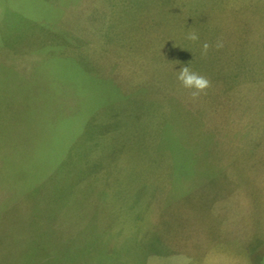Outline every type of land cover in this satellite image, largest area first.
Listing matches in <instances>:
<instances>
[{
  "label": "rangeland",
  "instance_id": "rangeland-1",
  "mask_svg": "<svg viewBox=\"0 0 264 264\" xmlns=\"http://www.w3.org/2000/svg\"><path fill=\"white\" fill-rule=\"evenodd\" d=\"M95 1L94 10L93 0L83 6L96 15L97 27H79L76 38L58 42L48 27L18 24L14 1L0 0V68L13 61L9 66L15 71L0 79V264H119L121 257L134 255L103 249L104 244L88 252L85 242L94 220L86 212L72 214V192L65 193L72 186H57V180L66 182L58 178L70 173L65 169L71 163L82 179L88 163L113 161L106 141H100L103 124L112 119L91 124L99 102L98 107L139 98L165 102L168 118L156 129L160 147L184 104L191 115L197 108H216L220 131L264 133V0ZM104 6L109 11L99 9ZM190 32L199 40L187 39ZM218 40L222 48L215 46ZM204 43L210 45L206 54ZM19 53L21 63L9 57ZM182 66L208 78L211 86L194 97L177 78ZM20 69L23 76L16 73ZM57 80L69 84L66 92L56 90L62 87ZM231 141L226 135L225 145ZM178 143L187 149L177 159L184 181L199 179L200 162L222 158L199 155L198 131L180 136ZM217 145L222 147L219 138ZM204 219L192 222L216 227L215 219ZM258 233L264 242V223ZM221 249L224 256L217 253V261L207 264H264L258 235L244 243L231 235L215 248ZM183 256L156 255L148 264H182ZM140 262L147 263L145 256ZM190 263L200 264V256L183 264Z\"/></svg>",
  "mask_w": 264,
  "mask_h": 264
},
{
  "label": "crops",
  "instance_id": "crops-1",
  "mask_svg": "<svg viewBox=\"0 0 264 264\" xmlns=\"http://www.w3.org/2000/svg\"><path fill=\"white\" fill-rule=\"evenodd\" d=\"M13 1V9L21 18L18 24L48 27L57 34L58 42L60 38L62 42L71 36L76 38L79 27L84 30L97 27L96 15L88 14V8L83 6L91 0ZM93 1L94 10L98 4ZM99 9L109 11L108 6ZM81 40L82 37L79 45ZM61 51L63 48H57V52ZM9 57L20 61L22 55ZM10 62L13 61L0 68V79L15 74ZM16 73L23 76L24 70ZM61 85L56 90L66 92L69 84ZM97 104L91 124L99 119H112L103 124L105 130L100 141H106L107 152L114 155L113 161L88 163V174L82 179L76 178L71 163L70 169H65L70 173L58 178L66 182L61 184L57 180L58 187L73 188L65 191L72 192V214L76 210L86 212L94 220V229L89 231L85 242L88 252L102 249L98 246L104 244L103 249L134 251L130 258L121 257L119 264H141L140 256L142 259L145 256L148 264L156 255L173 257L178 253L185 255L181 257L182 264L199 256L200 264H207L217 261V253L224 256L223 249L216 252L215 248L231 235L242 243L258 235L260 245L264 246L263 235L256 234L264 223V133L256 137L250 130L239 131L234 127L231 133L220 131L216 108L210 112L197 108L191 115L190 108L184 104L179 106L171 131L160 147L162 140L156 129L159 120L168 118L163 109L165 102L139 98L102 107ZM177 106L174 101L175 113ZM193 131H198L200 156L214 153L222 158L200 162L199 179L187 182L185 171L177 161L187 154V149L178 148V141L180 136ZM228 134L232 141L225 145ZM218 138L222 147L217 145ZM65 193L57 194L56 200H63ZM193 217L215 219L216 227L198 226L192 222Z\"/></svg>",
  "mask_w": 264,
  "mask_h": 264
},
{
  "label": "clouds",
  "instance_id": "clouds-1",
  "mask_svg": "<svg viewBox=\"0 0 264 264\" xmlns=\"http://www.w3.org/2000/svg\"><path fill=\"white\" fill-rule=\"evenodd\" d=\"M187 39L191 41H198L199 35L196 32H190ZM215 46L217 48H222L223 42L218 40ZM209 47L210 45L208 43L203 44L202 50L204 54L207 53ZM177 78L185 88L193 90L192 95L194 97L198 96L201 92L211 86V82L208 78L192 71L189 66H182L178 71Z\"/></svg>",
  "mask_w": 264,
  "mask_h": 264
},
{
  "label": "trees",
  "instance_id": "trees-1",
  "mask_svg": "<svg viewBox=\"0 0 264 264\" xmlns=\"http://www.w3.org/2000/svg\"><path fill=\"white\" fill-rule=\"evenodd\" d=\"M129 23H130V21H129ZM128 23V24H129ZM185 24V22H180V23H178V25H184Z\"/></svg>",
  "mask_w": 264,
  "mask_h": 264
}]
</instances>
